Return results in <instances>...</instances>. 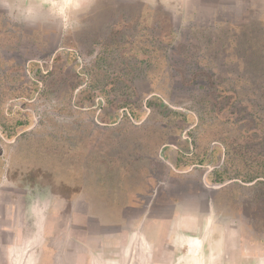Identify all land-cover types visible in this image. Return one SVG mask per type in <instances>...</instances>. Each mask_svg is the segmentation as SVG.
I'll use <instances>...</instances> for the list:
<instances>
[{"label": "rangeland", "instance_id": "obj_1", "mask_svg": "<svg viewBox=\"0 0 264 264\" xmlns=\"http://www.w3.org/2000/svg\"><path fill=\"white\" fill-rule=\"evenodd\" d=\"M133 1L23 0L21 8L7 7L0 1V68L13 66L6 77L13 84L11 88L16 89L5 90L0 84V93L5 101L18 106L14 111L21 112L26 107L37 114L36 120L39 115L52 116L64 130L68 124L69 128L87 130L89 120L96 116L103 130L129 120L119 129L123 134L140 129L144 133L142 143L156 135L159 141L154 156L143 152L142 146L143 155H133L140 157V167L127 163L125 169L113 171V180L123 182L122 187L134 188L133 199L123 207L109 203L111 213L122 214L118 218L114 215L100 221L95 216L99 198L86 192L87 199L98 203L92 217L85 221L70 219V210L55 216L48 210L43 241L36 249L28 250L20 246L31 235L26 231L28 227L21 225L22 217H13L12 222L1 217L0 264H72L77 257H87V252L91 257H119L125 252L129 233L135 229L144 234L151 225V214H162L180 201L188 209H203L205 196L209 198L215 192L201 188L206 167L196 166L180 173L184 165L175 163L180 160L176 150L181 148L177 144H182L181 138H186L188 130L199 123L200 115L202 122L195 136L198 158L204 156L205 165L216 159L221 162L225 154L232 153L243 163L234 164V156H228L229 171L235 175L241 173L243 165L250 164L251 170L258 165L255 161L259 155L264 158V47L258 46L264 40V20L259 15L264 12V0H220L219 4L212 0H173L166 9H149L146 4H131ZM149 14L159 20L157 25L151 26ZM163 18L171 24L172 39L161 40L159 36L163 33ZM116 30L121 34L113 33ZM33 63L36 65L32 71L18 68ZM89 81L96 89L88 88ZM114 96L119 98L112 99ZM20 97L25 100L17 103ZM126 101L128 105L124 106ZM101 116L112 122L106 125ZM97 139L84 149L68 153L78 173H87L89 151ZM134 140L132 137L125 142L124 152L116 154V161L136 162L130 159L132 155L127 156V147L137 148ZM231 143L241 150L233 149ZM189 145L193 151L191 142ZM215 145L220 149L216 147L212 153L210 148ZM44 179L51 181L47 174ZM236 179L218 197L221 203L228 206L234 202L238 207L242 198L253 193L261 195L264 206V186H245L260 178L244 182L234 176L224 181ZM218 185L214 184L215 188ZM17 188L15 192H9V186L1 188L0 200L5 201L9 194L20 195L21 188ZM91 188L97 194L107 192L98 183ZM255 214L260 216L253 215L258 226L262 217ZM228 216L232 219L228 225H238L241 215L236 209L231 208ZM103 244L111 248L100 252ZM134 253L131 251L127 259L133 261Z\"/></svg>", "mask_w": 264, "mask_h": 264}, {"label": "crops", "instance_id": "obj_2", "mask_svg": "<svg viewBox=\"0 0 264 264\" xmlns=\"http://www.w3.org/2000/svg\"><path fill=\"white\" fill-rule=\"evenodd\" d=\"M0 1L10 8L23 7L20 3L23 0ZM171 1L173 0H134L131 4H146L149 9L155 7L166 9ZM214 1L220 3V0H212ZM259 15L264 20V12ZM1 19L2 13L0 21ZM1 31L2 28L0 33ZM28 65L18 68H25L24 71L28 72ZM12 68L13 66H7L4 70L0 68L4 78L0 84H3L5 90L13 86L6 77ZM14 90L16 89L11 88V91ZM5 98L0 93V189L9 186V192L12 190L15 192L17 187H20L21 194H9L5 201L0 200V218L12 222L13 217H22L21 225L27 226L26 231L31 235L20 246L33 250L42 243L48 210L53 216L70 210V219L78 217L85 221L86 217H92L93 208L97 207L98 203L87 199L86 192H92L99 198V210L95 216L100 217V221H103L102 218L107 221L108 216L115 215L118 218L122 215L118 211L111 213L109 203L111 206L114 203L115 206L123 207L133 199L134 188H125L122 187L123 182L120 184L116 182V189H106L105 194H97L91 185L98 183V186L102 187V184L90 182L83 172L79 175L75 162L68 159L70 151L76 152L91 145L94 138L100 134L92 132L89 128L87 130L69 128L70 124L67 130L61 129L56 125L54 118L48 115L38 114L39 120H36V113L33 111L29 113L26 107L21 112L14 111L18 106L13 104L14 102L5 101ZM23 100L25 99L20 97L17 103H22ZM97 120L99 121L96 116L92 121L97 124ZM99 124L105 125L101 122ZM77 132L79 135L82 133V140L75 138ZM222 161L209 164L212 167L210 170L207 169L208 164H190L189 167L180 170L182 173L191 171L196 166L206 167L201 178V188L204 191L213 189L215 192L209 198L205 196L203 209H188L182 201L174 203L170 210L162 214H151V225L146 228L144 234L133 229L127 237L124 246L126 249L121 256L91 257L87 252V257H77L73 259L72 264H264V206L261 195L257 197L249 190L252 193L251 197L242 198L238 207H235L234 202H230L228 206L227 203H221L218 197H222L224 191L230 189V186L228 188L225 186L237 180L223 181L228 183L222 186H219V182H210L209 172L214 166L222 164ZM238 162L241 164V161L236 163ZM169 164L177 170L172 163ZM45 174L51 178L50 182H45ZM214 184L219 185L215 188ZM253 185L245 184L250 189L256 188ZM136 187L138 189V184ZM230 207L241 215L237 219L238 225L234 227L227 224L228 220H232L228 216ZM15 211L21 212L20 215ZM255 212L262 217L258 226L253 218L260 216ZM13 225L17 226V223L14 221ZM110 248L108 244H103L100 252ZM133 250L135 253L131 255L134 259L132 261L130 257L127 259V256ZM27 263L29 264V261ZM33 263L36 262L33 260Z\"/></svg>", "mask_w": 264, "mask_h": 264}, {"label": "trees", "instance_id": "obj_3", "mask_svg": "<svg viewBox=\"0 0 264 264\" xmlns=\"http://www.w3.org/2000/svg\"><path fill=\"white\" fill-rule=\"evenodd\" d=\"M148 16L150 17L151 14H149ZM151 18H152L150 21L151 26L157 25L159 20L157 18L154 19L153 16H151ZM167 20H168L167 18L166 19L163 18L162 21L160 22V25L162 26V28L164 26V28L162 29L163 33L162 34H160L161 32L159 33V36L162 38L161 40H163V39L165 40L166 38H169V39L173 38V32H172L171 24L168 23ZM116 31H114L113 33L121 34V30H119V32L118 31L116 32ZM258 46H259V49H262L264 47V40L263 39H262L261 43L260 42L258 43ZM252 54H255V53L253 52ZM257 54H261V53H257ZM252 56H254V55H252ZM261 56H262V54L259 55L258 57H261ZM219 57L220 56H217V58H219ZM35 65H36V63L28 65L29 71H32V69ZM194 73H196V71ZM211 73H214V71L211 70ZM262 82H263V80H262ZM94 87H95L94 83H91L89 81L88 88H90V90L96 89ZM210 87L212 88V86H210ZM118 98L119 97H117V96L112 97V99H115V100ZM123 104H124V106L128 105L127 101L123 102ZM130 113H131V116L132 115L134 116L133 112L130 111ZM190 117L192 118V116H190ZM100 118H101V121L106 123V124L112 122V121L107 122L106 121L107 118H102V116ZM115 119L116 118H114L113 120H115ZM127 121L130 122L129 120L120 121L117 125H115L111 128L107 127L105 130L101 129L100 126L98 124H96L94 121L88 122L89 129L92 130V132L94 131L96 134H100L98 136L99 139L97 141V144H95V146L93 148H91V150L89 151V154L91 155V157H90V160L87 161L88 165H87V173L85 174V177H87L88 179H89V177L94 178L93 180H90V182H92V183L93 182H101L102 187H106L107 189H110V188L116 189L117 183L120 184L121 181L120 180L115 181L116 178L113 180V178H112L113 173L116 174V172H113V171L125 169V167L128 166L127 163L130 164L129 165L130 167H140V164H141L140 163V157L139 156H133V155L134 154L135 155H137V154L143 155V153L140 152L141 146L143 147L142 148L143 152L147 151L148 153H151V156L152 155L154 156L156 154V150L159 147V141L155 139V137L157 135L151 136V139L147 136L148 137L147 142L142 143L140 141V137L143 138L144 133L140 132L141 131L140 129L135 130V131H129V133H124V134H123V132H121L123 130L119 131L121 125ZM200 122H202L201 115L199 116V123L192 130H188V132L186 133V138H183V137L181 138L180 143H182L183 145L177 144V146L179 148H181V150H179V151L176 150V153L178 154L180 160H179V162L175 161V163H182L184 165L183 166L184 168L189 167L190 164H204L206 162L204 156H201L200 158H198V151L199 150L197 151V146H196V136L195 135H198V133H199L200 126H201ZM81 134L82 133H80V135H79L77 133L76 137L78 140L82 138ZM151 135H153L152 132H151ZM119 136H121V137H119ZM132 137L135 138V140L133 141L134 142L133 145L136 146L137 148L134 149V148H132V146L127 147V149H128L127 156L132 155V158H130V159H133L136 162H132L131 160H129V161L126 160V162L116 161L117 160L116 154L118 152H121V153L124 152L125 142H126V144H127V142H130ZM188 137L190 139H188ZM227 137H229V139H230L229 135H227ZM118 138H119V140H118ZM190 142L193 145V151H191V149H190V145H189ZM231 144L233 145V143H231ZM216 147H218L220 149V146H218V145H215L213 147L211 146L212 153L216 152V150H215V149H217ZM77 148H79L78 144H77ZM232 148L235 150H239V151L241 150V147H238L237 145H233ZM129 149H130V151H129ZM206 150H204L203 152L206 153L205 152ZM83 151L86 152L85 150H83ZM184 151H186V153ZM244 151H246V150H244ZM203 152H202V154H204ZM236 153L237 154L241 153V155L244 154L242 152H236ZM228 156H230L231 158L234 156L233 157L235 159L234 163L237 162V159H236L234 154H232V153L225 154V157L223 158L222 165H221L220 169L215 170V168H213L209 172L208 178H209L210 182H217L218 183V182L224 181L227 178H233L235 176L244 182L252 181L256 178H260V180H257L253 186L254 187L264 186V165H262V164H264V158H261L259 155V158H257L255 161L256 164L258 163V165H254L253 166L254 168L252 170L249 167L250 164H248V167H246V165H243L241 169H244V170L240 169L241 173L239 174V172H238V173H235V175H234L231 172V170L229 171V166L227 165L228 164V162H227ZM117 158L123 160V158H120V157H117ZM213 158L216 159L215 156ZM216 162L218 163L219 161L216 159L215 163ZM116 163H119V166ZM154 163L155 162L153 160H151V164L153 165ZM245 163L247 164V162H245ZM126 164H127V166H124ZM238 164H239V162H238ZM241 164H243V163L241 162ZM132 165H134V166H132ZM214 167H216V166H214ZM108 168H112V170H110V172H108L107 171ZM217 168H218V166H217ZM78 174L81 175V172L79 171Z\"/></svg>", "mask_w": 264, "mask_h": 264}, {"label": "water", "instance_id": "obj_4", "mask_svg": "<svg viewBox=\"0 0 264 264\" xmlns=\"http://www.w3.org/2000/svg\"><path fill=\"white\" fill-rule=\"evenodd\" d=\"M212 167L208 164L207 165V169L208 170H210ZM231 181H233V180H229L228 182H231ZM237 181V180H236ZM228 182H225V183H222V184H220L219 186H222V185H224V184H227Z\"/></svg>", "mask_w": 264, "mask_h": 264}]
</instances>
